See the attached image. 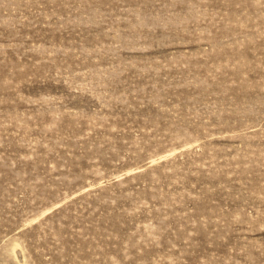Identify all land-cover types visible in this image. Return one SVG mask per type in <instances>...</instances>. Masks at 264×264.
<instances>
[{"label":"rangeland","instance_id":"374dc122","mask_svg":"<svg viewBox=\"0 0 264 264\" xmlns=\"http://www.w3.org/2000/svg\"><path fill=\"white\" fill-rule=\"evenodd\" d=\"M0 264H264V0H0Z\"/></svg>","mask_w":264,"mask_h":264},{"label":"bare ground","instance_id":"6f19581e","mask_svg":"<svg viewBox=\"0 0 264 264\" xmlns=\"http://www.w3.org/2000/svg\"><path fill=\"white\" fill-rule=\"evenodd\" d=\"M155 160H158V159H155ZM152 162H155V161H152ZM13 248H15L14 246H13ZM19 254V253H18ZM22 255V254H21ZM18 258H19V256H18ZM20 259V258H19Z\"/></svg>","mask_w":264,"mask_h":264}]
</instances>
